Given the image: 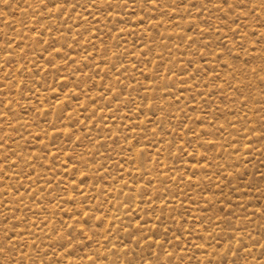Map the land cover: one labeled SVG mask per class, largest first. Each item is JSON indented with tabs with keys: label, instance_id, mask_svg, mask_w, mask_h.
<instances>
[{
	"label": "rangeland",
	"instance_id": "rangeland-1",
	"mask_svg": "<svg viewBox=\"0 0 264 264\" xmlns=\"http://www.w3.org/2000/svg\"><path fill=\"white\" fill-rule=\"evenodd\" d=\"M0 249L264 264V0H0Z\"/></svg>",
	"mask_w": 264,
	"mask_h": 264
},
{
	"label": "snow or ice",
	"instance_id": "snow-or-ice-1",
	"mask_svg": "<svg viewBox=\"0 0 264 264\" xmlns=\"http://www.w3.org/2000/svg\"><path fill=\"white\" fill-rule=\"evenodd\" d=\"M64 3H68L69 0H63ZM94 2V0H93ZM107 2L109 3V5L111 4V0H107ZM152 2H155V0H152ZM209 3L212 2V0H208ZM127 3V0H125V4ZM221 3L224 4V5H227L228 4V0H221ZM78 6V4H73L72 7H73V10ZM221 5H216L217 9L219 10ZM70 235V234H69ZM63 247V245H62ZM0 251H2V249H0Z\"/></svg>",
	"mask_w": 264,
	"mask_h": 264
}]
</instances>
